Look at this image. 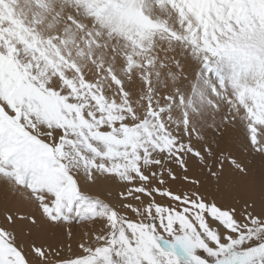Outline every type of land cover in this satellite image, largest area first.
<instances>
[{"label":"snow or ice","instance_id":"1","mask_svg":"<svg viewBox=\"0 0 264 264\" xmlns=\"http://www.w3.org/2000/svg\"><path fill=\"white\" fill-rule=\"evenodd\" d=\"M0 264H264V0H0Z\"/></svg>","mask_w":264,"mask_h":264},{"label":"bare ground","instance_id":"2","mask_svg":"<svg viewBox=\"0 0 264 264\" xmlns=\"http://www.w3.org/2000/svg\"><path fill=\"white\" fill-rule=\"evenodd\" d=\"M91 188H92V189H91ZM91 188H90V190H95L94 192H96V191H97V188H96V186H92ZM94 192H93V193H94ZM77 231H79V230L77 229Z\"/></svg>","mask_w":264,"mask_h":264},{"label":"rangeland","instance_id":"3","mask_svg":"<svg viewBox=\"0 0 264 264\" xmlns=\"http://www.w3.org/2000/svg\"><path fill=\"white\" fill-rule=\"evenodd\" d=\"M92 189V188H91ZM90 190V189H89ZM92 192H94L95 190H90ZM95 193V192H94ZM77 229L80 231L81 229L79 228V226H77Z\"/></svg>","mask_w":264,"mask_h":264}]
</instances>
